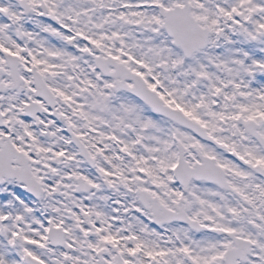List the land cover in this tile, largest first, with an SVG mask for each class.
<instances>
[{"label":"snow or ice","instance_id":"6c2138e0","mask_svg":"<svg viewBox=\"0 0 264 264\" xmlns=\"http://www.w3.org/2000/svg\"><path fill=\"white\" fill-rule=\"evenodd\" d=\"M0 264H264V0H0Z\"/></svg>","mask_w":264,"mask_h":264}]
</instances>
